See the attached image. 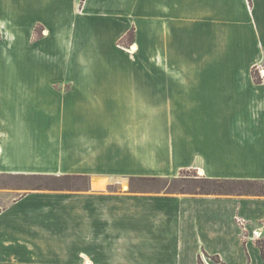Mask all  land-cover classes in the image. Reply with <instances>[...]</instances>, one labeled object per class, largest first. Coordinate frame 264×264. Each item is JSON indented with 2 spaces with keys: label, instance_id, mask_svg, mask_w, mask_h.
<instances>
[{
  "label": "crops",
  "instance_id": "0c3cea01",
  "mask_svg": "<svg viewBox=\"0 0 264 264\" xmlns=\"http://www.w3.org/2000/svg\"><path fill=\"white\" fill-rule=\"evenodd\" d=\"M40 2L38 6H44L42 12H47L49 19L68 21L67 38L72 39H66V47L74 51L87 54L93 50L108 52L111 48L115 52L113 60L117 61V55L124 53L118 48V41L132 34V49L127 50H138L137 56L145 60L141 63L135 59L126 68L140 74L134 79L145 84L147 93L140 99H116L99 95L96 88H89L87 81L78 78L77 85L83 87V92L76 98L78 115L73 124V162L78 160L75 170H68L57 160L44 163L34 144L35 130L38 131L35 125H40L36 123L34 109H13L15 115L10 118L3 116L0 108V176L42 171H75L90 176V163L100 161L101 165H109L112 148L106 147L98 155L92 141L99 127H105L97 123L96 109L109 114L124 106L131 114L145 116L148 106L163 107L165 90L173 91L174 85L167 88L161 81L168 73L165 66L157 63L166 62L160 42L169 41L171 26L197 24L193 31H173L177 34L176 42H182L184 33L209 34L208 30L219 21L245 31L250 29L254 35L252 42L245 41L246 37L237 42L232 47L234 56L223 61L233 67L225 77L236 79V91L226 90L210 134L199 136L198 142L197 137L176 139L171 135L168 168L163 169H193L206 178L264 181V0ZM19 3L0 0V32L8 31L9 25L15 34L10 47L7 36L3 39L6 54L1 57L4 68L6 62L14 61V70L19 67L18 55L25 38V33L12 29H18V20L23 19ZM92 38L100 41L93 46L89 41ZM107 39H111L110 44L105 43ZM247 51L249 54L243 56ZM158 97L162 99L159 103ZM169 97L175 105L173 97ZM86 107L88 111L82 112ZM63 117L62 128L66 129L67 116ZM125 117L122 116L124 120ZM145 157L138 151L137 158L144 162L134 167L153 170L150 167H155L154 162L145 166ZM80 159L86 162L82 164ZM85 165L86 170L80 169ZM237 167L249 170L248 177L217 174ZM144 180L137 174L123 176L119 183L141 184ZM259 240H264V194L164 193L140 188L94 190L90 182L85 190L61 192L30 190L17 194L14 188L0 187V264H264Z\"/></svg>",
  "mask_w": 264,
  "mask_h": 264
},
{
  "label": "rangeland",
  "instance_id": "374dc122",
  "mask_svg": "<svg viewBox=\"0 0 264 264\" xmlns=\"http://www.w3.org/2000/svg\"><path fill=\"white\" fill-rule=\"evenodd\" d=\"M18 1L19 10L24 14L23 19L18 20V29L10 26L13 30L25 33V38L21 45L22 52L18 55L20 64L14 72V61L6 62L4 68L1 56L2 53L6 54V44H3V39L7 36V47H10L13 45L15 34L9 30V25L8 31L0 32V108L4 111L3 116L7 114L10 118L15 115L14 110L20 112L34 109L36 123L40 124L38 127L35 125L38 131L35 130L37 142L34 144L37 145L36 149L40 151L44 163L48 165L57 160L68 170H75L78 160L73 162L75 158L73 124L75 116L78 115L75 109L79 101L76 98L83 92V87L77 85L78 78H81L80 81H87L89 88L90 86L96 88L99 95L114 96L116 99L123 96L128 99L145 98L147 93L144 89L145 84L134 79L140 74L126 68L132 65L135 59L141 61L144 57L137 56L138 50L133 51L137 52L136 54L127 50V48L132 49V34L118 41V48L124 53L117 55V61L113 60L115 56L112 54L115 52L110 47L108 52L93 50L92 53L83 54L74 51L66 47V39H72L67 38L68 21L49 19L47 12H42L44 6L42 8L38 6L41 0ZM196 28L197 24L193 23H184L181 27L171 26L169 41L160 42L166 62L160 60L157 63L165 66L168 73L161 81L167 88L169 84L172 85L171 88L174 85L173 91L165 90V96L173 97L175 105L172 104L170 97L168 100L163 96L166 104L163 103V107L148 106L145 116L131 114L128 112L129 108L124 106H119L115 112L110 111L112 113L109 114L107 110L96 109V116L99 119L97 123L104 124L105 127H99V132L94 135L92 141L98 155L103 153L106 147L112 148V161L109 165H101L100 161L97 162L98 164L91 161L89 167L93 173L90 176L75 171L56 174L42 171L28 175H3L0 176V187L14 188L17 194L30 190L61 192L85 190L89 188L90 182L94 190L117 191L140 188L151 192L202 193L205 190L201 188L206 185L211 189L208 192L219 195L220 192L215 190L217 186L206 183L203 179L206 177H203L199 171L193 169L178 172L164 171L168 168L166 163L169 162L168 152L172 146L171 135L174 134L176 139L188 135L197 137L195 141L198 142L199 136H207L211 133V127L221 112L220 107L224 103L226 90L236 91L237 86L235 78L225 77V73L233 67L223 61L234 56L232 47L237 42L243 41L245 37V41L252 42L254 35L250 29L245 31L246 29H241L237 25L218 21L212 30H208L209 34L191 36L184 33V41L176 42L177 34L173 31L182 29L187 32ZM98 40L92 38L89 41L95 46ZM104 41L111 43V39ZM239 48L242 49V45ZM248 54L249 51L243 56ZM53 64L57 65L53 66ZM156 100L159 103L162 99L156 98ZM157 102L149 103L155 105ZM157 109L159 111L155 113ZM87 111L88 107L82 110V112ZM63 114L67 116V125H70L66 129L62 128ZM123 115L126 116L125 120L122 118ZM172 122H175V126ZM138 151H142L143 156H146L145 166L154 162L155 167H150L153 170L146 168L140 170L134 167L144 162L137 158ZM79 158L84 157L79 156ZM81 159L82 164L86 162ZM86 165L81 166L80 169L86 170L88 168ZM228 169L231 170L217 174L234 177H248L249 174L246 168ZM168 173L170 175H166ZM172 173H175L174 176ZM137 174L139 178L145 179L143 183L134 182L132 185H129V182L119 183L123 176L131 177ZM99 178L105 179L104 184L95 185L94 179L100 180ZM230 185L232 189L221 192L222 195H243L247 190H251V193L264 190L263 181L254 186L234 183Z\"/></svg>",
  "mask_w": 264,
  "mask_h": 264
},
{
  "label": "trees",
  "instance_id": "16d2710c",
  "mask_svg": "<svg viewBox=\"0 0 264 264\" xmlns=\"http://www.w3.org/2000/svg\"><path fill=\"white\" fill-rule=\"evenodd\" d=\"M204 180H206L205 182L206 183H213L214 185H216L217 189L215 188V190L217 192H220V194H222L221 192H226L227 190L229 189H232L231 187V183H234L235 185L238 184V185H243V184H247L249 186H254L256 183H260V181L258 180H251V179H234V178H231V179H216V178H203ZM264 183V181H263ZM230 186V187H229ZM202 190H205L204 192L202 193H199L197 192L198 194H211V192H208L209 190V187L208 186H204V188L202 187L201 188ZM251 190H247L245 191V193L243 195H262L264 194V190H261V192L259 193H251L250 192ZM237 195H242V194H237ZM259 244H260V247L261 249L263 250V256H264V240H259Z\"/></svg>",
  "mask_w": 264,
  "mask_h": 264
},
{
  "label": "bare ground",
  "instance_id": "6f19581e",
  "mask_svg": "<svg viewBox=\"0 0 264 264\" xmlns=\"http://www.w3.org/2000/svg\"><path fill=\"white\" fill-rule=\"evenodd\" d=\"M201 175H203L201 172H200ZM94 184L97 185V184H104V179H100V180H95L94 179Z\"/></svg>",
  "mask_w": 264,
  "mask_h": 264
}]
</instances>
